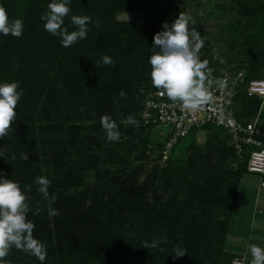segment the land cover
I'll return each mask as SVG.
<instances>
[{
	"label": "trees",
	"instance_id": "obj_1",
	"mask_svg": "<svg viewBox=\"0 0 264 264\" xmlns=\"http://www.w3.org/2000/svg\"><path fill=\"white\" fill-rule=\"evenodd\" d=\"M25 1L29 6L23 13L21 8L12 6L16 0H0L10 18L15 19L23 13L21 19L24 22L20 38L0 35V83L19 81L23 92L15 109L17 116L13 131L0 139V146L8 147L6 156L0 157V170L5 178L18 182L22 188L32 186L28 219L35 224L34 236L46 245L44 264H230L231 255L223 249L226 224L217 217L221 215L219 208L226 212L224 219H228V196L235 192L237 179L224 180L215 175L218 169L212 164L211 153L213 148L220 149L219 143L203 154L198 149L193 150L185 164L169 165L173 167L164 169L166 173L153 171L150 178L137 184L132 174L141 167L122 163L135 152L136 158H145L148 136L141 132V128L137 133L134 128H129L126 133L129 138L123 142L101 139L100 118L105 114L114 118L115 112L126 111V101L151 71L147 61L149 56L144 59L139 52L137 55L131 44L136 41V35L112 34L98 41L101 26L96 27L93 23L86 39L65 48L59 37L44 32L41 15L48 10L51 0ZM93 1L71 0L69 7L73 12L80 2L78 8L93 19L102 12L99 11L101 6ZM102 3L112 5V10L145 5L144 0H102ZM81 11L76 15H82ZM71 14L65 18L64 26L74 31ZM149 43L153 44L150 40ZM110 46L118 53L113 59L115 65L111 66L112 71L118 73L114 72L113 79L108 82L103 78L104 67L97 61L105 55L104 51L110 50ZM119 47L121 49L117 51ZM85 87H92L94 91L82 100L79 91ZM151 89L156 88H146L138 97L132 113H138L144 95ZM121 90L126 93L123 98L118 95ZM254 98L247 96L242 87L235 96L236 115L243 124L249 121L244 108L253 104ZM258 102L255 111L262 107ZM82 106L85 110H80ZM82 113L91 121L98 119V123L93 126L60 124L64 119L80 118ZM211 128L214 127L205 125L201 129ZM148 129L156 140L154 148L159 161L162 159V141L156 132ZM215 130L225 134L220 128ZM254 136L260 139L257 132ZM189 137L179 141L171 150ZM250 148L245 146L243 152ZM230 149L236 153L232 145ZM21 152L28 153V161L20 159ZM14 155L15 160L12 159ZM171 156L173 154L165 163H170ZM116 159L119 167L112 170L102 167L109 162L115 163ZM237 173L239 177L240 173ZM91 174L94 175L92 180ZM37 176L51 180L49 194L58 197L51 207L59 210V216L48 215L49 201L37 191ZM155 180L172 190L183 182L188 193L180 199L173 192L164 201H155L151 205L144 195L150 189L148 184ZM125 191L129 192L124 195ZM36 208L41 209L40 215H34ZM214 225L219 232L213 230ZM217 234L221 235L219 240ZM156 238L163 251L142 248V241L151 242ZM190 243L197 247L204 243L206 256L195 253L196 258H193L185 257V254L187 262H179L183 258L174 260L172 245L184 249ZM6 259L12 264H41L36 257L15 248Z\"/></svg>",
	"mask_w": 264,
	"mask_h": 264
},
{
	"label": "rangeland",
	"instance_id": "obj_2",
	"mask_svg": "<svg viewBox=\"0 0 264 264\" xmlns=\"http://www.w3.org/2000/svg\"><path fill=\"white\" fill-rule=\"evenodd\" d=\"M93 2L100 5L101 9L99 8V11H102L100 16L97 17L99 20L97 18L92 19L94 22L99 21L101 26L98 41L112 34L127 33L126 36L136 35V41L131 44L135 47L136 54L138 55L137 52H139L146 59L147 56L151 55L150 48L152 45H150L149 40L153 42L154 34L163 31L162 25L164 22L171 26L179 13L184 12L192 17L195 21L194 27L205 39V46L201 49L200 57L202 61L207 60L210 68H216L218 71H223L232 76H239L244 80H264V52H262V49H264V0H144L145 5L143 7L131 5L126 9L117 8L115 10H112V5L102 3V0L101 2L98 0ZM79 3H77V8L71 15H76L78 11H81V8H78ZM91 3L89 2L88 4ZM12 6L21 8V12L23 11L24 13L28 9L29 3L25 0H16V2L12 3ZM111 11H113V15ZM22 14L20 13L17 18L21 19ZM81 14L88 15L85 12ZM111 16L112 18H110ZM88 27L93 28V23L89 24ZM142 30L143 32H140ZM108 48L110 50L104 51L106 52L104 54L112 59L116 58L118 53L114 50V47L110 46ZM120 49L121 47L116 50L119 51ZM102 57H99L97 61L100 65H102ZM103 67L106 69L105 72L104 68H102L103 78L110 82L113 79L114 72L118 73V71H112L111 66L103 65ZM149 68L151 69V66ZM146 76L147 79H143L140 82L136 87V91L126 101V111L115 112L114 118L112 117L117 123L120 132V139L117 142H123L129 138L126 135L129 128H134V133L140 131L141 128V132L148 136L145 158H136L137 152H135L130 157L125 158L122 164L130 167H141L136 173L132 174L134 182L140 184L145 179L150 178L153 171L160 170L159 172H165L164 169L167 170L173 167L169 165L185 164L184 162L188 160L193 150L198 149L200 154H203L213 144L219 143L220 149H218L219 147H212L214 151L211 153L212 164L218 169L215 170V175L217 177L221 176L224 180L235 181L237 179L236 186H234L235 192L228 196L230 208L228 219H224L226 212L217 206L221 212L217 220L226 224L225 236L223 235V249L231 255L230 264H233L234 260H240L242 264H251L252 256L248 245L256 244L264 248V152H261L260 156L256 155L257 160L255 161L259 163V166L250 164V160L252 161L250 159L252 150L261 151L264 148V98L261 99L255 96L252 99L253 104L244 108L246 118L255 121V129L260 136L257 146H251L252 148L245 150L243 153L241 152V154H233L230 149L231 143L228 136L216 131L215 128L204 130L198 127L192 131L193 133L192 135L190 134V137L188 136V139L166 154L164 159L162 158L158 161L156 149L154 148L156 140L148 132L150 127L144 125L139 119L138 113H132V109L137 106L138 97L146 88L153 86L149 73ZM91 86L93 87V85ZM92 87H85L79 91V94L83 97L82 100L88 98L90 91H94ZM108 93H110V88ZM257 101H259L258 106L262 104V107L255 111ZM88 108L92 109L91 106ZM81 109L85 110V106L80 107ZM129 114L134 115L135 119L139 121V127L128 124L127 117ZM83 116L85 114L82 113L80 118L74 117L76 119L71 121L64 119L60 124L70 126L78 123L82 126H93L98 123V119L91 121V119H86ZM94 116L96 115L94 114ZM52 122L53 124H58V122ZM105 138L106 134L103 130L101 139L104 140ZM171 154L173 156H171L170 163H165ZM126 160H128L127 163ZM118 161L116 159L115 163L109 162L102 167L112 170L120 166ZM237 172L240 173L239 177ZM208 174L207 177L210 178L211 175ZM91 175L90 180L94 177L93 174ZM148 186L150 189L144 197L151 205L155 201H164L167 196L173 195V192L180 199L184 198L183 194L188 193V188L183 182L175 187L174 190L167 189L165 183L160 180L158 182L155 180L153 183H149ZM128 192L125 191L124 195ZM134 222L137 223V221ZM134 225L132 224L131 226L134 227ZM201 226L205 229L204 224ZM213 230L220 231L217 225L213 226ZM220 236V234L216 235L217 240L220 239ZM164 240L163 238L162 241ZM203 244L197 247L190 243L188 247L184 248L187 251L185 257L196 258L193 255L195 253L203 254L205 257V244ZM176 247L172 245L171 248L174 250ZM173 254L175 255V253ZM185 257L177 259L183 258L179 262H187V260H184Z\"/></svg>",
	"mask_w": 264,
	"mask_h": 264
},
{
	"label": "clouds",
	"instance_id": "obj_3",
	"mask_svg": "<svg viewBox=\"0 0 264 264\" xmlns=\"http://www.w3.org/2000/svg\"><path fill=\"white\" fill-rule=\"evenodd\" d=\"M70 3L71 0H51L47 5L48 10L41 15L45 31L59 37L61 46L65 48L86 39L89 24L94 23L99 27V21H92L88 15H71V25L75 26L76 30L70 32L68 27L64 26L65 18L72 12ZM194 25L195 21L192 17L184 12L179 13L171 26L164 22L163 31L153 36L151 55L148 58L151 66L149 76L153 87L160 90L161 96H167L172 102H179L189 111L201 109L212 99L210 89L213 83L219 90L225 89L228 85L227 80L213 81L208 78L211 69L208 68L207 60L202 61L200 57L205 39ZM23 31V20L10 18L5 7L0 4V35L20 38ZM103 65L113 66L115 62L110 56L104 55ZM20 87L19 81L0 83V139H4L13 131L17 116L15 109L23 96ZM118 95L123 98L126 93L121 90ZM127 122L136 127L140 126L139 121L132 114L128 115ZM100 124L109 142L119 141L118 125L111 116L103 115ZM7 151V145L0 146V157H5ZM19 156L23 161L29 159L26 152H21ZM12 159L15 160L16 156L14 155ZM35 184L44 200L49 201L48 215L59 216V210L51 207L58 198L56 194L51 196L49 194L51 180L46 176H37ZM31 191V185H24L22 188L18 182L5 178L3 170H0V264H12V261L6 257L13 248L36 257L41 264L46 260V245L34 236L35 224L28 219ZM40 213L41 209L36 208L34 215ZM141 243L142 248L148 250L157 248L160 251L164 250L159 247L158 238ZM248 248L252 256L251 264H264V248L256 244H249ZM173 253L175 260L183 257L187 251L176 247Z\"/></svg>",
	"mask_w": 264,
	"mask_h": 264
},
{
	"label": "built area",
	"instance_id": "obj_4",
	"mask_svg": "<svg viewBox=\"0 0 264 264\" xmlns=\"http://www.w3.org/2000/svg\"><path fill=\"white\" fill-rule=\"evenodd\" d=\"M209 69H211L209 79L227 80L228 85L225 89L219 90L213 83L210 89L212 99L199 110L184 109L179 102H172L167 96H161L158 89H151L144 95L138 111L139 119L156 132L162 141L163 159L175 144L189 136L196 128L205 125L224 131L237 154H241L245 146L258 145L259 139L254 136L255 121L249 120L243 124L239 120L235 111V96L242 87L247 96H258L263 99L264 80H244L213 67ZM261 152H264V148L261 151L252 150L251 165L259 166L255 160L256 155L260 156ZM254 156L256 159H253ZM234 263L242 264L240 260H234Z\"/></svg>",
	"mask_w": 264,
	"mask_h": 264
},
{
	"label": "bare ground",
	"instance_id": "obj_5",
	"mask_svg": "<svg viewBox=\"0 0 264 264\" xmlns=\"http://www.w3.org/2000/svg\"><path fill=\"white\" fill-rule=\"evenodd\" d=\"M253 159H256V157L254 156Z\"/></svg>",
	"mask_w": 264,
	"mask_h": 264
}]
</instances>
